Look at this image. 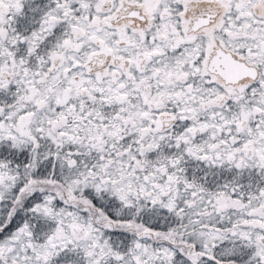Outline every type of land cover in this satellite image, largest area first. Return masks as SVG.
<instances>
[{"label": "snow or ice", "instance_id": "1", "mask_svg": "<svg viewBox=\"0 0 264 264\" xmlns=\"http://www.w3.org/2000/svg\"><path fill=\"white\" fill-rule=\"evenodd\" d=\"M0 264H264V0H0Z\"/></svg>", "mask_w": 264, "mask_h": 264}]
</instances>
